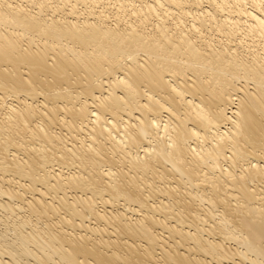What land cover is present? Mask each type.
Segmentation results:
<instances>
[{
	"label": "bare ground",
	"instance_id": "bare-ground-1",
	"mask_svg": "<svg viewBox=\"0 0 264 264\" xmlns=\"http://www.w3.org/2000/svg\"><path fill=\"white\" fill-rule=\"evenodd\" d=\"M0 264H264V0H0Z\"/></svg>",
	"mask_w": 264,
	"mask_h": 264
},
{
	"label": "rangeland",
	"instance_id": "rangeland-1",
	"mask_svg": "<svg viewBox=\"0 0 264 264\" xmlns=\"http://www.w3.org/2000/svg\"><path fill=\"white\" fill-rule=\"evenodd\" d=\"M63 134H65V133H63ZM67 134H68V133H67ZM67 134H66V136H69V135H67ZM81 135H82V134H81ZM68 144H70V142H69Z\"/></svg>",
	"mask_w": 264,
	"mask_h": 264
}]
</instances>
